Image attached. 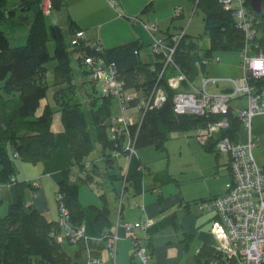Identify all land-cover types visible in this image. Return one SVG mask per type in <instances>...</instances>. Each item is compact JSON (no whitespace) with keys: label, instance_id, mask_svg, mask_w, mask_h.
I'll use <instances>...</instances> for the list:
<instances>
[{"label":"trees","instance_id":"1","mask_svg":"<svg viewBox=\"0 0 264 264\" xmlns=\"http://www.w3.org/2000/svg\"><path fill=\"white\" fill-rule=\"evenodd\" d=\"M19 1L21 15L15 14L10 0H0V186H14L16 189L15 202L10 203L6 212L0 215V264H81L85 262L88 251L100 255L105 249V240L112 232L111 229H101L103 237L100 240L88 235V238L76 240L70 236L58 239L68 226L76 229L83 225L78 188L80 184L92 181L95 174H100L96 162L89 159L95 144H100L101 158L111 164L116 157L127 156V137L134 141L136 150L151 145L161 147L172 133L186 132L197 137L199 128L208 121L218 120L219 114L198 116L175 112L173 97L176 91L168 85L167 79L181 74L180 88L189 90L190 83L200 72H204L206 62L217 58L213 56L215 51L240 52L248 44L252 52L264 53V0L261 14L252 10L250 0L246 3L251 21L250 38L246 37L244 29L231 11L224 8L221 0H193L196 8L204 12V34L209 37V46L202 48L198 43L199 36L184 31L168 63L164 55L158 52L153 53L155 60H142L138 55L141 48L139 41L106 49L102 47L99 51L83 41L71 45L69 37L79 29L70 26L68 42L63 35L53 37L52 25L46 23L39 9V0ZM60 7L61 0H52L53 9ZM16 15L29 21L28 26H25L27 33L22 44H11L9 39L14 28L24 29ZM51 38L55 39L52 53L47 45V40ZM87 55L102 57L105 63H112L115 78L123 81L125 89L137 92L138 97L128 101V108L147 97L156 84L166 91V101L160 107L148 108L143 117L128 124L121 135L111 137L108 120L113 115L111 105L114 97L104 94L101 84L89 75L90 69L83 67L81 62ZM50 59L56 62L54 82L51 84L54 85L52 98L60 113L74 162V168L62 171L56 193L58 208L63 205L68 211L65 225L59 220H47L35 208L26 205L24 187L33 185L15 177V157L36 163L49 160L56 148L51 126L54 108L46 103L42 112H37L49 86L46 72ZM74 61L80 67V72L75 70ZM77 73L85 76L80 77L84 81L78 78ZM254 82L258 86L262 84V81ZM232 108L230 105L226 114L228 128L218 133L217 137L227 136L232 142H237L242 122ZM217 137L203 144L207 150H214ZM73 171L77 172L74 179ZM102 174L107 175L105 179L109 182L119 178L108 170ZM125 188L126 182L121 191ZM63 243L69 244L72 251L64 249ZM213 246L211 235L210 243H203L197 252V264L209 263L215 256ZM147 247L151 252L148 242ZM132 256L136 260L133 264H139L137 258Z\"/></svg>","mask_w":264,"mask_h":264},{"label":"crops","instance_id":"2","mask_svg":"<svg viewBox=\"0 0 264 264\" xmlns=\"http://www.w3.org/2000/svg\"><path fill=\"white\" fill-rule=\"evenodd\" d=\"M177 7L182 8L179 14L175 12ZM196 9L193 0H61L59 8L68 33L70 26L82 29L87 42H97L104 49L139 41L145 52L152 39L143 26L144 22L155 24L154 35L159 39H167L169 35L173 37L184 31L188 34L189 23ZM187 16L189 19L185 23L184 17ZM49 22L62 30L50 19ZM141 48L138 55L142 60H155L152 52L142 53ZM237 52L239 55L235 56L220 53L217 61H209L205 65L203 75L220 78L243 76L245 71L240 52ZM75 70L80 72V67L75 66ZM227 88L226 83H220L212 90ZM241 98L244 97L236 99ZM236 99L235 102L230 101V105L241 108L240 101ZM53 131L56 148L49 160L36 163L18 157L14 160L15 177L33 185L24 187V202L49 221L58 219L55 198L62 171L74 168L63 126L60 131ZM251 132L257 139L264 133V114L252 118ZM246 140L247 132L241 124L237 142ZM219 153L216 151V155H213L197 137L177 132L172 133L161 147H141L135 155L118 156L110 164L101 158L100 144L96 143L89 159L96 162L100 174H95L92 181L82 183L78 188L86 235L98 238L101 229L115 231L117 221L137 223L152 219L153 224L148 228L151 247L149 264H180L182 260L184 264H197V252L203 243H210L211 222L216 217L214 211L201 210L198 203L224 193L227 187L224 190L223 173L231 175L229 155L220 160ZM260 165L263 167L264 161ZM104 170L116 173L119 178L113 182L107 181V175L102 174ZM76 175L77 172L73 171L72 178ZM125 182L126 188L121 191ZM114 187L115 190H112ZM0 189L11 200L9 205L2 207V213H5L10 203L15 202L16 189L4 185ZM119 233L121 239L118 240L115 257H109L105 248L100 253V264H133L136 261L132 256L131 237L121 229ZM134 233L140 236L142 231L136 229ZM195 235L202 242L196 244L194 241L195 260L188 263L187 253L191 250L190 243Z\"/></svg>","mask_w":264,"mask_h":264},{"label":"built area","instance_id":"3","mask_svg":"<svg viewBox=\"0 0 264 264\" xmlns=\"http://www.w3.org/2000/svg\"><path fill=\"white\" fill-rule=\"evenodd\" d=\"M248 0H221L224 8L231 11L246 34L247 38L252 36L250 29V16L247 12ZM52 0H41L40 7L43 15H50ZM182 8L175 9L176 14ZM152 41L150 44L152 53H162L165 62H171L176 43L182 33L171 37V42L156 38L154 32L155 24L145 26ZM70 44L78 45L80 42L101 50L99 43L87 42L82 29L76 30L70 35ZM241 62L245 71L241 77H213L204 75L199 86L190 83L189 90H181V74L170 76L168 85L176 92L173 97V109L177 113H189L194 115L219 114L218 120L208 121L197 130V139L201 143L215 139L217 134L228 128L229 122L226 114L232 99L246 96V105L242 108H232L233 113L240 119L247 132L245 142H232L227 136L217 137L214 149L217 152H225L229 155V170L231 172V185L221 195H217L198 203L201 210L214 211L216 217L211 222L210 234L214 239L215 256L208 264H264V171L254 157L253 151L259 140L251 132L252 118L257 114H264V53L252 52L248 44L240 51ZM218 57L214 61H217ZM85 63L92 72V77L101 84V91L110 94L120 104L122 114L111 115L108 123L110 125L111 137H118L123 129L135 120L123 114L128 108V101L138 97L136 91L124 89L123 81L117 80L114 75V65L105 63L102 57L87 55L83 57ZM254 80L262 81L260 86ZM226 83L230 92L213 91L209 88ZM166 92L160 85H155L149 95L137 101L139 118H142L148 108L160 107L166 101ZM138 118V119H139ZM137 119V120H138ZM127 132V130H126ZM127 156L135 155L134 141L127 137L125 144ZM117 154V153H114ZM56 197V201H57ZM68 219V211L63 205L58 208V219L65 225ZM153 224L152 219H146L137 223L128 221H117L116 230L105 240V248L111 258L115 257L118 240L121 239L119 229L131 237L133 255L139 264H149L150 252L147 247L149 240L148 228ZM142 231L140 236L134 231ZM70 236L72 240L80 237L88 238L84 226L71 229L69 226L58 236ZM102 235L95 240L102 239ZM102 262L100 255L91 251L87 252L85 262L81 264H99Z\"/></svg>","mask_w":264,"mask_h":264},{"label":"rangeland","instance_id":"4","mask_svg":"<svg viewBox=\"0 0 264 264\" xmlns=\"http://www.w3.org/2000/svg\"><path fill=\"white\" fill-rule=\"evenodd\" d=\"M19 0H10V3L11 5L14 6V9L16 10L15 11V14H18V15H21L20 12L22 11H19V8H18V4H19ZM40 3H41V0H39V9L40 11L42 12L41 10V7H40ZM52 4V2H51ZM23 14V13H22ZM43 14V12H42ZM51 15V16H50ZM50 15H46L45 18L47 20V24L49 25L50 22H49V19L51 20V23L53 24H56L58 26H61V31H62V37H64L65 41L68 42V30H67V27H66V23H64V15L61 13V10L59 9H52L51 10V14ZM63 15V16H62ZM17 16V15H16ZM19 17V21H22V27L24 28L22 30L19 29V28H14V30H12L10 36H9V39H10V42L11 44H22V42H24L25 40V36H26V33H27V28L25 26H28V22L29 21H26L25 18H22L20 16ZM203 18H204V12L202 11L201 8H197L196 11H195V14L194 16L192 17V19L190 20V23H189V29H188V34L190 35H193V36H199L198 38V43L200 44V46L202 48H205V47H208L209 46V37L204 34V21H203ZM189 19V16L187 17H184V20H185V23H187ZM51 25V24H50ZM8 32V31H6ZM47 45H48V49H49V52L52 53L53 52V48L55 46V39L54 38H51V40H47ZM142 53L145 52V48L142 47ZM147 52L148 53H151V47H150V44L147 46ZM145 52V53H147ZM228 53L229 55H234L237 54L239 55V53L235 50H224V51H215L213 53V56L216 57V56H220L221 54L220 53ZM153 55V59H155V55ZM142 57H145L144 55H142ZM209 61H214V59L212 60H209ZM209 61L206 62V65L207 63H209ZM55 60L54 59H50L49 62H48V69H47V72H46V79H47V83L49 84L48 88H47V94L46 96L40 101V104L37 108V112H42V108L43 106L46 104V103H49L52 105V107L54 108V112L52 114V119H51V126H52V129L55 130L56 132L60 131V129H62V124H61V119H60V113L56 110V106L54 105V102H53V98H52V93H53V90H54V85H51L53 82H54V65H55ZM74 65L77 67V63L74 61ZM209 65V64H208ZM204 72H200L199 75H197L196 79L194 80V84L196 86H199L201 84V81H202V78H203V75ZM78 75V78H80V74L77 73ZM81 81H84L83 79H80ZM210 89H212L211 86H209ZM125 89V88H124ZM244 98H241V99H236V100H239L240 101V106L241 108L244 106V103L245 101H247L246 99V96H242ZM239 98V97H238ZM235 99L231 100L234 101ZM235 102V101H234ZM238 108V107H236ZM239 109V108H238ZM111 114L113 115H121L122 114V111H121V107H120V104L119 102L114 98L113 101H112V105H111ZM123 114H126L130 117H132L134 120H137L139 118V109L137 107H130V108H126L124 110V113ZM258 139H259V142H258V145L256 146V148L254 149L253 151V154H254V157H255V160L256 162L260 165L263 161H264V133L260 134L258 136ZM212 153H214L213 155H216V150H213ZM226 155H228V153H225V152H220L219 153V158L220 160H223ZM226 173V172H225ZM223 173L224 177H222V179L225 181V184L223 186L225 192L229 189L230 185H231V175H227ZM0 195H3V198L1 199L0 198V215L4 214L2 213V207H4L5 205H9V202H11V200L8 198L7 195L3 194V190L0 189ZM223 194V193H222ZM193 241H191V250L190 252H188V263H191L195 260V249H194V241L196 242H200V239L198 238V235H195L192 239ZM202 242V241H201ZM200 242V243H201ZM200 243L198 246H200ZM63 248L68 250V251H72L71 247L69 244L67 243H63ZM197 250V249H196ZM193 252V253H192ZM180 264H184V260L181 261Z\"/></svg>","mask_w":264,"mask_h":264},{"label":"water","instance_id":"5","mask_svg":"<svg viewBox=\"0 0 264 264\" xmlns=\"http://www.w3.org/2000/svg\"><path fill=\"white\" fill-rule=\"evenodd\" d=\"M263 0H250V6L252 8V10L257 13V14H261V4H262ZM51 32L53 37L56 36H61V31L59 30V28L57 27H51ZM223 92H230L231 89L227 88V89H223Z\"/></svg>","mask_w":264,"mask_h":264},{"label":"bare ground","instance_id":"6","mask_svg":"<svg viewBox=\"0 0 264 264\" xmlns=\"http://www.w3.org/2000/svg\"><path fill=\"white\" fill-rule=\"evenodd\" d=\"M135 19L139 20L137 17H136ZM139 21H140V20H139ZM143 24H145V26H150V25H152V24L154 25V23H145V22H144ZM3 27H4V26L2 25V29H3ZM176 35H177V34H176ZM151 39H152V38H151ZM161 39H162V38H161ZM169 39H171V36H170L169 38H167V39H163V40L169 41ZM150 44H151V43H150ZM88 56H89V55H88ZM81 63H82V65H83L84 68H85V67L88 68L87 65H86L85 63H83V62H81ZM89 75L92 76V72H89ZM193 83H194V82H193ZM165 92H166V91H165ZM127 104H128V103H127ZM125 106H127V105H125Z\"/></svg>","mask_w":264,"mask_h":264}]
</instances>
